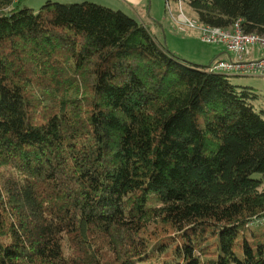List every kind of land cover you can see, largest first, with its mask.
Instances as JSON below:
<instances>
[{
	"label": "trees",
	"instance_id": "obj_1",
	"mask_svg": "<svg viewBox=\"0 0 264 264\" xmlns=\"http://www.w3.org/2000/svg\"><path fill=\"white\" fill-rule=\"evenodd\" d=\"M179 2L264 34V0ZM24 4L0 0V264H264L255 89L122 10Z\"/></svg>",
	"mask_w": 264,
	"mask_h": 264
},
{
	"label": "rangeland",
	"instance_id": "obj_2",
	"mask_svg": "<svg viewBox=\"0 0 264 264\" xmlns=\"http://www.w3.org/2000/svg\"><path fill=\"white\" fill-rule=\"evenodd\" d=\"M82 1H73V3ZM85 1L95 2L116 10H122L126 12V14L131 15L140 21L142 18L146 21L147 18L150 17L154 20L149 26L151 31L153 32L152 27L155 28L157 32L161 34L159 39L165 42L171 51L178 52L185 60H190L201 65H208L211 63V58H213V53L215 52V49L213 48L218 47L223 50L225 48L222 44L202 41L198 36L199 31L196 29L190 28L182 31L177 28V18L180 15L181 17H184L183 19H197V15L194 10L184 2L170 3V6L168 7L167 0H121L123 4L117 2L116 0ZM24 5L27 4L25 3ZM134 7L137 8L133 9ZM256 48L258 49L260 47L257 46ZM241 76L242 75L231 74V80L235 82V80ZM248 77L251 84L256 86L257 92L259 93L260 98L259 104L257 105L258 108H264V78H260V76Z\"/></svg>",
	"mask_w": 264,
	"mask_h": 264
},
{
	"label": "built area",
	"instance_id": "obj_3",
	"mask_svg": "<svg viewBox=\"0 0 264 264\" xmlns=\"http://www.w3.org/2000/svg\"><path fill=\"white\" fill-rule=\"evenodd\" d=\"M183 18L181 15L177 18L179 30L196 29L202 41L222 44L232 54L230 59L218 60L214 63L217 70L242 76L264 74V57L257 60L246 59L254 46L264 49V34L243 31L240 20L236 21L232 27L225 28L212 26L197 19Z\"/></svg>",
	"mask_w": 264,
	"mask_h": 264
},
{
	"label": "crops",
	"instance_id": "obj_4",
	"mask_svg": "<svg viewBox=\"0 0 264 264\" xmlns=\"http://www.w3.org/2000/svg\"><path fill=\"white\" fill-rule=\"evenodd\" d=\"M47 0H25V3L27 4V6L33 8V9H38L39 7H41ZM54 1H60V2H73V1H82V0H54ZM85 1V0H84ZM117 2H120L121 4H123V2L121 0H116ZM137 7H134L133 9H136ZM143 23L148 24L150 26V23L154 20H152L150 17L147 18V20L145 21L144 18H142L141 20ZM153 33L159 38V36L161 37V34H159L157 32V30L155 28L152 27ZM217 46V45H215ZM220 46V45H218ZM223 47V46H222ZM257 46H254L251 49L250 54L247 56V60H257L260 59L262 57H264V49L261 48H256ZM224 48V47H223ZM213 49H215V52L213 53V58H211V63L213 61H218V60H227L230 59L232 57V54H230L226 48L221 49L218 47H214ZM178 53V52H177ZM253 77H259L260 78H264V74L263 75H252ZM248 76H241L239 77L237 80H235L234 83L237 84H241V85H249L251 87H253L255 89V91L257 92L256 86L251 84L250 80L248 79ZM258 93V92H257ZM259 93H258V98L254 101L255 105L257 106L259 104ZM259 109H264V108H259Z\"/></svg>",
	"mask_w": 264,
	"mask_h": 264
}]
</instances>
